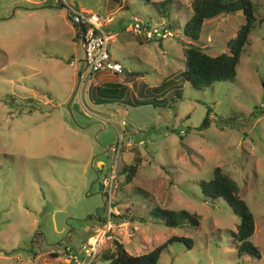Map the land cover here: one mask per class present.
<instances>
[{"label":"rangeland","instance_id":"obj_1","mask_svg":"<svg viewBox=\"0 0 264 264\" xmlns=\"http://www.w3.org/2000/svg\"><path fill=\"white\" fill-rule=\"evenodd\" d=\"M68 1L110 13L108 52L141 76L131 85L124 71H98L78 94L83 50L66 9L48 0H0V264H71L66 248L98 239L105 213L98 165L108 164L105 148L118 135L116 213L93 264H108L99 254L113 250L112 240L137 255L172 235L189 238V248L174 240L157 264H264V0H249L255 19L233 78L202 89L180 74L192 0ZM131 16L163 22L172 35L137 43L125 30ZM243 20L240 10L204 20L196 44L209 55L227 51ZM103 81L111 83L108 92L114 86L112 95L93 102L90 91ZM123 165L135 168L128 181ZM215 166L252 214L248 240L258 258L236 252L229 232L238 217L200 191ZM157 207L185 209L198 223L166 226L152 214Z\"/></svg>","mask_w":264,"mask_h":264},{"label":"trees","instance_id":"obj_2","mask_svg":"<svg viewBox=\"0 0 264 264\" xmlns=\"http://www.w3.org/2000/svg\"><path fill=\"white\" fill-rule=\"evenodd\" d=\"M49 2L54 3L52 1ZM55 4L57 6H63L60 2ZM190 6L191 13L184 20L182 30L185 41L181 42L186 44L182 47L184 60L183 69L180 74L183 80L195 89H202L218 81L231 80L235 74V67L237 66L240 52L248 43V32L255 19L252 3L249 0H192ZM237 10L242 12L244 20L243 23L237 26L233 36L226 40L225 44L227 51L219 52L215 55H209L203 51L196 44L202 22L219 13H231ZM72 24L75 27L73 22ZM74 37L77 38L76 29L74 30ZM139 75H141L139 71H125L124 81H131L134 77ZM110 84L111 83H105L103 86L91 89L90 92L94 102L102 103L105 101L104 99L112 95V88L114 86L111 87L109 92L107 89V85ZM209 111V108L205 110V114L200 123L201 126L207 124V114ZM135 160H137V158H135ZM134 169L135 168L131 165H123L121 167V173L124 171L127 173L124 179L125 181L130 179V176H132L135 171ZM199 186L202 195L206 199L211 200L218 197L223 199L232 212L238 217L235 230L229 232L231 242L235 246L236 252H242L254 258H258V250L248 240V237L253 232V217L244 200L238 196L237 186L231 177H229L221 167L215 166L212 168L210 179L201 181ZM152 214L154 218H159L166 226H176L183 218L193 225L198 223L196 214L189 213L185 209L173 210L157 207ZM111 216L113 219V214ZM104 219L105 217L102 216L97 220L103 223ZM174 240L186 243L185 245L188 248L190 246L189 238L172 235L150 250L133 255L125 251L122 243L112 240L113 250L110 251L106 249L100 252L99 257L107 260L108 264H157V259L161 250ZM91 264H93V262Z\"/></svg>","mask_w":264,"mask_h":264},{"label":"built area","instance_id":"obj_3","mask_svg":"<svg viewBox=\"0 0 264 264\" xmlns=\"http://www.w3.org/2000/svg\"><path fill=\"white\" fill-rule=\"evenodd\" d=\"M54 3L60 2L69 14L72 22L78 23L81 29V36L83 38L82 50L83 59L80 71L77 72V92L81 94L84 89L88 90L91 83V75L98 71H107L111 74H119L123 67L119 62L111 58L107 46L111 39V33L104 29L106 24L111 22V16L103 12L89 11L73 7L68 0H48ZM126 30L133 35L141 36L144 40H161L172 35L170 28L163 22L152 23L143 22L140 19L132 17ZM70 63H73L70 60ZM121 140L118 135L117 142L110 146V156L107 165L103 166L105 173L101 177L100 183L103 188L104 196V222L103 230L99 233L98 239L95 242L89 240L81 243L77 247L66 248L67 262L71 264H91L97 253L98 243L105 237V233L109 231L112 226V214L116 210L111 206V191L114 177L118 170L119 164V148ZM95 235V234H94ZM93 237V236H91ZM90 237V238H91Z\"/></svg>","mask_w":264,"mask_h":264},{"label":"crops","instance_id":"obj_4","mask_svg":"<svg viewBox=\"0 0 264 264\" xmlns=\"http://www.w3.org/2000/svg\"><path fill=\"white\" fill-rule=\"evenodd\" d=\"M106 7L108 8V4L106 3ZM80 9H84V8H80ZM98 12V11H97ZM106 14H109L110 15V13H106ZM111 16V15H110ZM132 17H135V16H131L130 18H132ZM135 18H137V17H135ZM137 19H139V18H137ZM131 20V19H130ZM130 20L125 24L126 26H125V30H126V28H127V25L130 23ZM111 21H112V17H111ZM145 22H147V21H145ZM76 28L74 27V30H75ZM127 31V30H126ZM128 32V31H127ZM132 36H134V38L136 39V42L137 43H142V42H148V41H146V40H144L141 36H138V35H132ZM111 38H112V35H111ZM112 58V57H111ZM114 59V58H113ZM124 69V68H123ZM126 70L124 69V72H125ZM131 72H134V71H131ZM113 75H115V74H113ZM139 76H141V75H139ZM136 77H138V76H136ZM136 77H134L131 81H127L128 83H130L131 85L133 84V82H134V80H135V78ZM110 83L109 81H103V83ZM99 86H102L101 84L99 85ZM90 96H91V92H90ZM94 102V101H93ZM92 102V103H93Z\"/></svg>","mask_w":264,"mask_h":264},{"label":"water","instance_id":"obj_5","mask_svg":"<svg viewBox=\"0 0 264 264\" xmlns=\"http://www.w3.org/2000/svg\"><path fill=\"white\" fill-rule=\"evenodd\" d=\"M50 6V5H49ZM55 7H61V6H57L56 4L54 5ZM67 11V10H66ZM68 13V12H67ZM69 15V14H68ZM76 32H77V38H78V41H79V44L82 46V43H83V38H82V36H81V29H80V26H79V24L77 23L76 24ZM124 70V69H123ZM106 149V148H105ZM98 162H100L101 163V165L103 166V163H102V161H98ZM98 168H102L103 169V167H101V166H99L98 165ZM104 204V203H103Z\"/></svg>","mask_w":264,"mask_h":264}]
</instances>
